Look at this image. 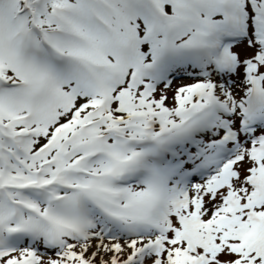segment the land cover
Listing matches in <instances>:
<instances>
[{"label": "snow or ice", "instance_id": "1", "mask_svg": "<svg viewBox=\"0 0 264 264\" xmlns=\"http://www.w3.org/2000/svg\"><path fill=\"white\" fill-rule=\"evenodd\" d=\"M0 264H264V0H0Z\"/></svg>", "mask_w": 264, "mask_h": 264}]
</instances>
